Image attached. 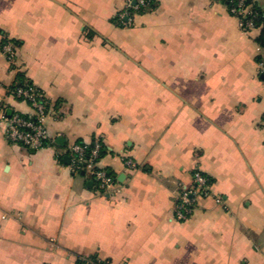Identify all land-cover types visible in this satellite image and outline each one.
<instances>
[{
	"label": "crops",
	"instance_id": "1",
	"mask_svg": "<svg viewBox=\"0 0 264 264\" xmlns=\"http://www.w3.org/2000/svg\"><path fill=\"white\" fill-rule=\"evenodd\" d=\"M126 2L0 0V100L32 116L11 94L30 82L52 140L14 145L0 123V264H264L261 31L244 34L228 0H152L125 25ZM95 139L118 193L70 166ZM196 172L210 194L181 221Z\"/></svg>",
	"mask_w": 264,
	"mask_h": 264
},
{
	"label": "built area",
	"instance_id": "2",
	"mask_svg": "<svg viewBox=\"0 0 264 264\" xmlns=\"http://www.w3.org/2000/svg\"><path fill=\"white\" fill-rule=\"evenodd\" d=\"M152 5L149 0H127L126 7L118 15L119 22L127 25L131 23L133 13L151 10ZM229 12L239 23V27L244 34H251L259 30L257 24V12L246 5L245 0H229ZM2 51L8 61L14 65L16 63V46L10 40H5L2 44ZM259 56L262 59L258 61L260 73L264 76V49L259 45ZM15 99L25 102L32 110V116L13 112L10 115V109L0 100V123L6 125V136L10 143L24 146L31 150H39L49 146L52 142L46 120L49 115V106L43 95L32 88L19 87L15 91L11 90ZM91 145V147H90ZM102 143L96 139L93 143H73L68 154L71 158L70 166L76 173H85L90 176L95 185L103 192L118 193L115 177L100 166V154ZM129 169H135V164L128 160ZM211 183L207 177L200 172L194 175V185L188 190H184L178 199L176 216L179 220H186L192 208L195 199L199 196H208L210 194ZM220 202V199H217ZM80 264H107L98 259L80 257Z\"/></svg>",
	"mask_w": 264,
	"mask_h": 264
},
{
	"label": "trees",
	"instance_id": "3",
	"mask_svg": "<svg viewBox=\"0 0 264 264\" xmlns=\"http://www.w3.org/2000/svg\"><path fill=\"white\" fill-rule=\"evenodd\" d=\"M151 5H152V8L151 10L153 9V3H152V0H149ZM246 1V5L248 6H251L258 14L257 16V24L258 26L260 27V31H261V34L260 36L258 37L257 39V42L258 44L264 49V7L262 5H259L258 3H256L254 0H245ZM149 10V11H151ZM142 13L144 12H147V11H140ZM121 23V22H120ZM123 24V23H122ZM262 59V56H259L258 57V61ZM19 87H23V88H32V84L28 81H24V79L22 78V76L19 77L18 79V82L17 84H15L11 90L15 91L17 88ZM96 140V139H95ZM95 140H93L92 142L90 143H93ZM79 143H84L83 141H78ZM91 147V145H90ZM104 154L103 152V146H102V150H101V154H100V158L102 157V155ZM64 159V157L62 158V160ZM82 173V172H80ZM78 264H80V262H78Z\"/></svg>",
	"mask_w": 264,
	"mask_h": 264
},
{
	"label": "water",
	"instance_id": "4",
	"mask_svg": "<svg viewBox=\"0 0 264 264\" xmlns=\"http://www.w3.org/2000/svg\"><path fill=\"white\" fill-rule=\"evenodd\" d=\"M228 1H229V0H228ZM263 78H264V76H263ZM9 114H10V115L12 114V111H11V110H10ZM62 140H63L62 138H59V139H58V143H61ZM83 174H84V173H83Z\"/></svg>",
	"mask_w": 264,
	"mask_h": 264
}]
</instances>
